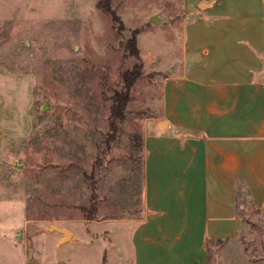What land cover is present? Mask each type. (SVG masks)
I'll use <instances>...</instances> for the list:
<instances>
[{
  "label": "rangeland",
  "instance_id": "374dc122",
  "mask_svg": "<svg viewBox=\"0 0 264 264\" xmlns=\"http://www.w3.org/2000/svg\"><path fill=\"white\" fill-rule=\"evenodd\" d=\"M97 1L0 0V200L21 201L28 218L82 219L92 195L93 219L139 217L141 126L160 111L163 78L187 63L242 67L253 58L243 31L253 32L254 44L264 34V0H241L262 16L246 17L234 34L226 29L237 23L235 0L207 9L198 8L202 0H109L120 31ZM132 34L138 57L127 48ZM256 59L264 74V50ZM136 63L141 76L107 144L111 96ZM236 201L241 230L207 244L209 264H264V211L243 183Z\"/></svg>",
  "mask_w": 264,
  "mask_h": 264
},
{
  "label": "crops",
  "instance_id": "0c3cea01",
  "mask_svg": "<svg viewBox=\"0 0 264 264\" xmlns=\"http://www.w3.org/2000/svg\"><path fill=\"white\" fill-rule=\"evenodd\" d=\"M235 1L231 34L262 16ZM248 30L242 45L253 58L242 67L187 63L163 78L160 111L141 126L139 217L28 218L21 201L0 200V264H209L207 244L241 230L238 184L264 211V74L255 60L264 34L254 44Z\"/></svg>",
  "mask_w": 264,
  "mask_h": 264
},
{
  "label": "trees",
  "instance_id": "16d2710c",
  "mask_svg": "<svg viewBox=\"0 0 264 264\" xmlns=\"http://www.w3.org/2000/svg\"><path fill=\"white\" fill-rule=\"evenodd\" d=\"M98 9L104 10L111 18V20L117 23V29L120 31L123 29L122 20L117 15L116 11L110 6L109 0H98L96 2ZM127 48L129 53L135 57L139 56V50L136 43V36L132 34L127 39ZM141 76V65L136 63L130 69H126L121 73L122 85L121 88L114 91L111 96L110 106V121L109 129L110 133L105 140L108 144L115 137L117 131V124L125 118L126 105L130 101V89L135 81ZM92 195V194H91ZM93 196V195H92ZM92 196L90 197L89 206H81L80 209L84 213L83 219H93V215L96 212V206L93 204ZM222 240H219L221 242Z\"/></svg>",
  "mask_w": 264,
  "mask_h": 264
},
{
  "label": "water",
  "instance_id": "95a60500",
  "mask_svg": "<svg viewBox=\"0 0 264 264\" xmlns=\"http://www.w3.org/2000/svg\"><path fill=\"white\" fill-rule=\"evenodd\" d=\"M213 3H214V0H209V1H207V2L202 1V2H200V4H199V8H200V9H203V8L209 7V6H211ZM150 20L153 21V22H155V21H164V19L158 18L156 15L152 16V17L150 18Z\"/></svg>",
  "mask_w": 264,
  "mask_h": 264
}]
</instances>
